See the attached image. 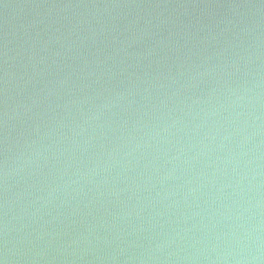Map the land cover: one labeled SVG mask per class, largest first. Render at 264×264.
Returning a JSON list of instances; mask_svg holds the SVG:
<instances>
[{"label":"water","instance_id":"95a60500","mask_svg":"<svg viewBox=\"0 0 264 264\" xmlns=\"http://www.w3.org/2000/svg\"><path fill=\"white\" fill-rule=\"evenodd\" d=\"M0 264H264V0H0Z\"/></svg>","mask_w":264,"mask_h":264}]
</instances>
